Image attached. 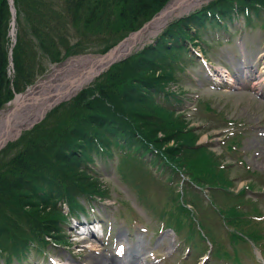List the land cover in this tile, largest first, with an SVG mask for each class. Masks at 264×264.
Returning a JSON list of instances; mask_svg holds the SVG:
<instances>
[{
  "label": "trees",
  "instance_id": "1",
  "mask_svg": "<svg viewBox=\"0 0 264 264\" xmlns=\"http://www.w3.org/2000/svg\"><path fill=\"white\" fill-rule=\"evenodd\" d=\"M49 0H14L16 14L25 24V33L33 35L39 52H44L49 62L58 63L67 55L45 52L39 18L42 9L34 7ZM69 1V0H66ZM168 0H96L94 20L96 30L105 31L116 40L137 31L164 6ZM252 12L264 10V0H215L190 18L169 24L155 43L139 50L126 60L116 63L102 74L93 87L80 92L75 98L55 108L43 123L24 132L21 138L0 153V246L10 247L12 255L19 256L30 243L46 245L44 238L54 243H66L60 234L61 224L67 221L56 207L65 201L70 212L82 210L77 197L97 195L101 192L94 178L78 168L76 161L91 160V152L98 145L109 149L120 146V139L136 146L151 145L160 156L187 174L197 186L206 185L223 189L228 187L224 171L218 167L213 155L204 147H196L198 136L186 121L164 105L156 96L164 94L166 101L176 100L166 89L175 80L164 66V55L170 49L181 50L184 40H193L188 33L190 24L207 20L206 13L227 17L237 9ZM193 20V21H192ZM10 7L7 0H0V109L41 75V59H37L33 46L18 35L12 51L14 75L7 77L8 52L11 28ZM99 23V24H97ZM38 66L39 68H37ZM162 135L161 139L158 135ZM173 140V146L165 143ZM124 146H127L123 144ZM128 147V146H127ZM180 156H178V154ZM100 190V191H99ZM226 204L234 198L224 194ZM177 193L170 200L174 207ZM221 220L234 226L240 217L236 206L231 205ZM224 218V219H223ZM226 219V220H225ZM183 221H178L183 224ZM190 224V223H189ZM192 225V224H190ZM180 227V226H178ZM238 228V226H237ZM235 237L236 234H234ZM219 253V251L217 252ZM226 258L231 256L223 251Z\"/></svg>",
  "mask_w": 264,
  "mask_h": 264
},
{
  "label": "rangeland",
  "instance_id": "2",
  "mask_svg": "<svg viewBox=\"0 0 264 264\" xmlns=\"http://www.w3.org/2000/svg\"><path fill=\"white\" fill-rule=\"evenodd\" d=\"M59 2L60 1L53 2V10L55 12H60L61 3L59 4ZM245 16L246 15L234 18L233 22L225 25L226 27L224 26L223 29L216 24H212V26L206 24L199 33L202 43H198V46L195 47V49L199 50L213 66L219 65V67L229 72L232 79L235 80L234 86L236 89L212 91L208 87L209 81H207L206 76H204V72L201 70L198 60L193 58L194 61L190 63L186 55L185 59L188 60V62L184 66L185 70L177 75L184 95L179 97L181 103L173 102V105L180 109L184 107V109L187 110L190 106L189 113L192 114L191 124H200L196 130L198 133L202 129L201 125H203V131L204 133L206 132L207 135L217 134L214 135V137H210L211 142L209 143H211V145L205 148V153L207 154L210 152L216 157L220 156V158L217 159L219 162H226L231 166L229 171H227V175L234 179V185L237 190L241 188L242 185L248 183H251L249 185L251 188H261L259 193L252 195L248 194V196L255 199L258 204L250 209L258 210V215L264 216V197L261 198L264 193V162H260L261 158L264 157V147L262 142L256 139L254 135L258 130L264 128V99H258L256 96L258 94V85H262V79L259 78V65L264 58V22L261 21L264 19L258 17L251 18V23L248 25ZM19 22L20 25L17 27V32L25 26L21 18H19ZM214 30L218 32L220 38L213 36ZM69 31L72 32V30ZM28 37H26L25 40H31L32 42L31 37ZM81 37L82 36H77L76 38ZM105 39L107 38L96 36L95 34L94 36L87 35L81 38L83 43L81 46L84 44L86 45L85 42H89L92 43L89 45L90 48H88L91 52L102 50ZM74 41L75 39L72 38L71 41H68V44L72 45ZM150 42L151 40L149 39L147 42L141 44V46L148 47ZM33 44L32 42V45ZM43 66L46 68L45 73H48L51 66L47 63H44ZM234 75H236V77H234ZM173 89H176V87ZM10 106H13V104ZM6 108L9 107H5V109ZM225 120H231L237 124L239 122L241 127L243 124L244 129H246L245 131L241 129L237 132H242L244 134L236 138L243 142L237 152H229V150H226V143L225 147L219 145L225 141L224 137L218 135L222 132V130L221 132L219 131L223 127V122ZM196 125H194V127ZM234 128L236 129L237 127L234 126ZM203 138L204 136L201 137L199 142L206 144V140H203ZM93 159L94 163H88L86 166L90 169V173L100 176L102 183H104V186L110 191L111 195L109 201H111L113 205L112 207H104L103 205L100 206L93 202L89 205H91L95 211L89 213L87 208L89 209L90 206L82 201L85 207L84 211L80 212V215H78L79 218L80 216H86V220L89 222L95 219L106 220L107 224H111L112 226V233L114 232L116 234L114 237L121 238V240H123L122 243L130 247L129 252H133L135 255L139 254L143 259H146L147 264H151V257L148 256L150 253H155L156 256H162L163 259L166 258L162 264L201 263L203 255L200 254V249L204 250L207 246L211 249L212 245L205 241L202 245L197 246L199 248L198 250L192 249L188 252L182 245H179L181 244V238L187 235V229L178 231L180 235L177 237L176 234L163 228V223L158 218L161 212H166V203L164 202L166 191L161 188H154L153 183L159 181L161 184L175 187L174 184H168L167 180H164L165 176L169 173V169L157 164V161L152 162L150 156L144 159L146 162H150L151 159V162L144 168L151 175L153 180H150L149 184L148 182L143 184V189L150 188L152 190L141 200L137 194L134 195L126 185L119 182V175L122 174L120 170L121 167H123L126 176L129 175V171L125 170L127 168L124 166L119 167L120 157L118 155H113L110 158L106 156H93ZM240 159L248 163L250 172H245L241 166L240 168H234L237 166ZM252 160L253 162L257 160L260 163L253 164ZM115 163L117 164V168H112L111 166V171L115 174L116 179L112 175L111 179L102 170L105 169V166L108 168L110 164ZM131 170L134 172L143 171V169L133 167ZM181 186H183V183L180 184L178 190H180ZM219 200L221 201L222 208L226 210L227 204H225V199L222 195L219 196ZM206 208L211 210V208L204 203L201 207V211L208 214L205 210ZM167 210H169V208ZM112 213H118L122 218L124 213L125 215H133V219L130 221L126 218L119 220L116 215ZM216 220H218V218L213 214V216L209 215V220L207 221L215 223ZM130 223H137V225H135L134 229H131ZM203 225L204 222L200 220L199 226L203 227ZM70 226H73V224L71 223ZM183 226L187 228L188 224ZM249 226L254 227V224ZM145 227L147 229L146 234H141L139 229ZM260 227H264V224ZM214 228L215 231H213V236H218L217 242L221 245H228L230 243L229 236L224 231L225 229H223L222 222L218 221ZM72 230L74 229H70L69 235H71L72 242L74 243L73 246L69 249L63 247L58 249L49 248V244L52 245L50 242L42 253H37V251H34L32 248L27 257V264H49L46 259H43L46 258L47 255L54 256V258L59 261H68V264H75V256H79L83 264H95L98 256L94 253H84L80 247L85 238L83 236H75ZM88 241L89 243L95 242L92 240ZM262 243L260 247L264 252V240ZM234 248L236 249L235 259L238 258L240 264H258L256 260L261 259V257L258 258L252 242L238 241ZM98 251L101 253V256L104 255L108 258H114L112 252H105L102 246L98 247ZM229 253L233 254L232 250H230ZM171 254L172 257H174L173 260L169 259V255ZM133 264L136 263L133 262ZM205 264L228 263L212 257Z\"/></svg>",
  "mask_w": 264,
  "mask_h": 264
},
{
  "label": "bare ground",
  "instance_id": "3",
  "mask_svg": "<svg viewBox=\"0 0 264 264\" xmlns=\"http://www.w3.org/2000/svg\"><path fill=\"white\" fill-rule=\"evenodd\" d=\"M206 1L208 0H173L168 4L163 13L148 26L146 31L122 43L114 52L115 54L109 57L106 62L116 59L117 57H123L131 50L137 48L138 45L158 35L162 28L171 20L178 18L180 15L189 13L191 10L200 7V5ZM15 27L16 25L13 21L10 36H15ZM90 65H92V63L89 59L73 58L63 64L64 67L58 71L57 76L52 77V79L42 86H36L34 88L36 90L35 92L26 95H30L29 98L34 97L41 100L45 94L53 93L55 90L71 89L72 94L78 93L81 91L80 86L86 82L84 74L87 71V67ZM230 80L233 82L232 79ZM22 97L24 96H16L12 103L14 106L0 111V143L17 132L22 131L23 128L34 121V114L38 110L22 106ZM72 100L73 99H71V101ZM109 262L110 263H106L104 259L101 258L97 259L95 264H114L115 261L111 259ZM146 263L147 261L145 258L141 259L140 264Z\"/></svg>",
  "mask_w": 264,
  "mask_h": 264
},
{
  "label": "water",
  "instance_id": "4",
  "mask_svg": "<svg viewBox=\"0 0 264 264\" xmlns=\"http://www.w3.org/2000/svg\"><path fill=\"white\" fill-rule=\"evenodd\" d=\"M12 4V3H11ZM138 34V33H137ZM136 34V35H137ZM114 54V49L110 50L107 52L106 56L104 57H101V58H98L96 59L95 63H93L89 69L87 70V77L86 79H89L91 77L90 73L93 72L96 68H97V72H100V70L103 69L104 67V61L107 59V57H110L111 55ZM107 66V65H106ZM26 94H31V91H28L26 92ZM25 94V95H26ZM75 96V93L72 94V90L71 89H63V90H58V91H55L53 93H50L48 95H45L43 98H42V101L40 100V102H38L37 99H34L33 97L29 98L30 95H26L22 98L23 100V103H22V106H29V107H34V109L36 110H39V112L41 113L39 115L38 118H36L28 127L27 129L31 128L33 126V124L37 123V122H40V120L43 118V114H44V108L43 107H48L49 109L50 108H53L54 106L64 102L65 100H69L71 99V97ZM20 133H16L15 135L11 136V141L12 140H16L19 138V135ZM8 140V139H7ZM7 140H4L1 144H0V149L2 147H4L6 144L5 142Z\"/></svg>",
  "mask_w": 264,
  "mask_h": 264
}]
</instances>
